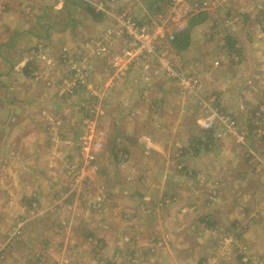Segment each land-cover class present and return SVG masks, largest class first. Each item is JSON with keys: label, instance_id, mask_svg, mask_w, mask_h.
Returning <instances> with one entry per match:
<instances>
[{"label": "rangeland", "instance_id": "obj_1", "mask_svg": "<svg viewBox=\"0 0 264 264\" xmlns=\"http://www.w3.org/2000/svg\"><path fill=\"white\" fill-rule=\"evenodd\" d=\"M52 1L0 0V264H264V0Z\"/></svg>", "mask_w": 264, "mask_h": 264}, {"label": "trees", "instance_id": "obj_2", "mask_svg": "<svg viewBox=\"0 0 264 264\" xmlns=\"http://www.w3.org/2000/svg\"><path fill=\"white\" fill-rule=\"evenodd\" d=\"M85 9H86L87 14H89V16L95 22L100 21L104 16L103 13L95 11V9L92 8L89 4L86 5ZM206 18H207V15H206V12L204 10L193 13L189 17V19L187 20L186 26L181 31H179L175 34L174 39H173L174 47L179 48V49L186 48L190 44V41H191V33H190L191 29L193 27H195L197 24L204 22L206 20ZM225 39H226V45H228L226 50H228V52H232L234 41H232V38L229 34H228V36H226ZM237 51H239V50H237ZM232 54H234V53L230 54L233 57ZM231 62H233V60H231ZM25 73H28V70H25ZM203 131H204L205 137L203 139L200 137L198 138V142L196 143L197 146L193 149L195 152L194 153L195 155L198 154L199 149H200V145H202L204 147V150H208L209 147H212V145L215 144V143H213V141L217 140V138H215L213 136L212 130H203ZM262 138L264 139V130H263V135H261V139ZM113 150H114V147H113ZM124 153H126V151L123 150V154ZM169 197H174V196H169Z\"/></svg>", "mask_w": 264, "mask_h": 264}, {"label": "crops", "instance_id": "obj_3", "mask_svg": "<svg viewBox=\"0 0 264 264\" xmlns=\"http://www.w3.org/2000/svg\"><path fill=\"white\" fill-rule=\"evenodd\" d=\"M50 1H52V0H50ZM62 3H63V0H57L56 2H55V4H54V0L51 2V4L50 5H52L51 6V8L53 9V11H52V14H51V16H52V18H51V20H49V22H48V24L51 26V27H54V25H55V23L53 22V19H55V17H57V15H59L58 14V11L60 10V7H61V5H62ZM53 5H57V6H54L53 7ZM90 19H92V18H90ZM93 20V19H92ZM94 21V20H93ZM48 26V25H47ZM20 31H24V33L25 34H29V35H37L34 31H30V30H25V29H22V30H20ZM57 34H61V32L59 31V32H57ZM34 40L35 39H37L36 37H34L33 38ZM26 67H24V69H25ZM22 72H25V71H22ZM165 201V200H164ZM163 228V227H162ZM171 229H172V233L175 235V237L177 238L178 236H180L179 235V232L178 231H176V230H174V227L173 226H171ZM260 231V230H259ZM256 232V235H255V237H252V235L251 236H249V238L252 240V241H254V242H256V241H258V240H260L261 239V237H262V233L261 232ZM164 234H166L167 235V238L170 236L169 234H170V232H168V231H165L164 230ZM129 236H132V238H133V240L132 241H135V242H141V241H157V240H161L160 239V236L161 237H164L163 236V234L162 235H160L159 236V234H158V236H156V235H154V234H149V232L147 231V230H144L143 228H141V230H137V228L136 229H133L132 231H131V233L129 234ZM246 237V239L248 238V236L246 235L245 236ZM170 238V237H169ZM168 238V239H169ZM248 238V239H249ZM137 239V240H136ZM185 241V238H184V236H183V238L180 236L178 239H177V241H176V244H181L182 243V241ZM256 240V241H255ZM184 247V246H183ZM180 251V250H179ZM179 251H177L178 253H179ZM264 251V250H263ZM185 253H186V250H185ZM183 255H185V254H183ZM263 255H264V253H263ZM188 256V255H187ZM183 263V262H182Z\"/></svg>", "mask_w": 264, "mask_h": 264}, {"label": "built area", "instance_id": "obj_4", "mask_svg": "<svg viewBox=\"0 0 264 264\" xmlns=\"http://www.w3.org/2000/svg\"><path fill=\"white\" fill-rule=\"evenodd\" d=\"M126 24L129 25V26L134 25V23H132L131 21H127ZM109 32H110V31H109ZM103 50H104V49H103ZM212 121H213V118H209V119H208V122L212 123ZM244 261H246V258H244Z\"/></svg>", "mask_w": 264, "mask_h": 264}, {"label": "bare ground", "instance_id": "obj_5", "mask_svg": "<svg viewBox=\"0 0 264 264\" xmlns=\"http://www.w3.org/2000/svg\"><path fill=\"white\" fill-rule=\"evenodd\" d=\"M42 38V37H41ZM40 43V42H39ZM45 46V45H44ZM92 51V50H91ZM44 52V51H43ZM46 53V52H45ZM82 54H83V52H82ZM79 62V61H78ZM74 63V62H73ZM66 69V68H65ZM58 71V70H57ZM82 73V72H81ZM86 74V73H85ZM80 75V74H79ZM96 75V74H95ZM77 76V75H76ZM100 77V76H99ZM64 78V77H63ZM92 78V77H91ZM100 79V78H99ZM82 82V81H81ZM79 83V82H78ZM75 88V87H74ZM78 89V88H77ZM79 90H80V88H79ZM73 91V90H72ZM67 94V93H66ZM60 95V94H59ZM70 95V94H69ZM69 97V96H68ZM56 101V100H55ZM92 122V121H91ZM91 124V123H90ZM87 125V124H86ZM88 126V125H87ZM218 132V131H217ZM218 134V133H217Z\"/></svg>", "mask_w": 264, "mask_h": 264}]
</instances>
